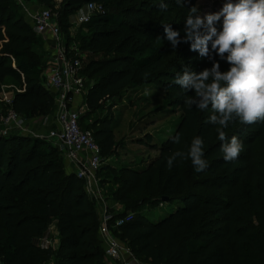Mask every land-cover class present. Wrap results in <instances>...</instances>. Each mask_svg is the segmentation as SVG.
Returning <instances> with one entry per match:
<instances>
[{"label": "trees", "instance_id": "obj_1", "mask_svg": "<svg viewBox=\"0 0 264 264\" xmlns=\"http://www.w3.org/2000/svg\"><path fill=\"white\" fill-rule=\"evenodd\" d=\"M186 1L178 5L176 0H60L53 8V0L36 3L52 8L62 30L87 4L102 5V14L80 25L86 33L79 45L86 62L82 73L93 80L86 92L89 106L118 99L129 90L152 87L170 95V106L180 111L173 132L159 143H153L149 134V141L139 140L157 151L143 167L115 171L101 166L96 174L104 201L116 202L132 215L111 230L119 244L149 264H264V122L242 124L236 119L223 129L227 138L236 136L243 144L239 157L226 162L220 152L218 125L208 120L213 114L210 106L201 111L185 105V97L194 91L175 84L179 72L173 70L176 64L160 41L165 37L163 25L183 29L188 14H177L190 8L193 0ZM162 2L168 8L162 10ZM175 8L179 10L174 13ZM153 13L158 21L163 18L159 15L173 19L155 26L151 21L134 24ZM215 27L221 28L217 22ZM34 42L12 1L0 0V84L11 83L22 90L12 99L14 111L51 105L52 95L43 89L40 70L30 60ZM191 54L190 71L211 68L207 57L196 51ZM212 56L221 71L228 69L225 60L215 53ZM96 126H91L92 138L103 159L108 158L116 146L113 127L106 118ZM177 135L178 144L173 142ZM196 137L203 140L207 167L197 172L190 159L177 158L169 168L167 158L175 151L187 152ZM44 146L36 138L0 136V264H46L51 259L53 264H107L97 217L82 182L56 158L54 148ZM163 205L173 209L156 222L141 213L145 207ZM106 208L109 225L126 215ZM50 221L57 232L54 249L41 243Z\"/></svg>", "mask_w": 264, "mask_h": 264}, {"label": "rangeland", "instance_id": "obj_2", "mask_svg": "<svg viewBox=\"0 0 264 264\" xmlns=\"http://www.w3.org/2000/svg\"><path fill=\"white\" fill-rule=\"evenodd\" d=\"M160 0H150V2H159ZM185 0H183L184 2ZM192 0H187L185 3L191 2ZM170 2V0H169ZM226 0H193L191 3V7L196 6L198 8V14L203 16L205 13H214L218 12L223 3ZM235 2V0H233ZM60 3V0H53V7H57ZM167 5V4H166ZM52 8L43 7L38 5L37 3H30L26 7V11L28 13H35L38 10L45 9L49 10L53 13ZM168 8V5H167ZM189 8V9H190ZM16 9L18 11L19 16L22 19V22L26 24L33 38L35 40L34 44L31 46L32 56L30 60L36 64L37 68L40 70V79L41 85L44 90L49 91L44 85V75L47 72L48 65L50 64V59L52 55V47L49 38L38 34L35 32L34 28L30 24V20L26 16V13H23L17 6ZM189 9L184 12H179L177 14L180 17L181 14L189 13ZM179 8H175L174 13L178 11ZM149 14L151 11H148ZM160 17V20H156L158 15L153 13L152 17L143 16L142 23L133 21L134 24L144 25L145 23H149L151 21L152 25L161 24L162 21H171L172 17ZM70 25L67 29H60L61 35L63 37L64 43L66 46L73 44L76 48L79 49V45L81 43V36H85V31L82 30L80 25H76L73 23V19L70 18ZM220 24L221 22H217ZM166 25V24H165ZM184 29V27H183ZM183 29L181 30V42L179 43V49L176 50L172 48L170 42H168L165 38L161 39V44L165 47V54L172 63L176 64L174 67L175 72H182L184 66L189 67V56L192 55V51H190V42L183 41ZM155 51V49H154ZM189 52L190 55H189ZM85 59L82 61L84 66ZM182 67V69H178ZM84 79V88L82 92L73 97L71 103L72 108L77 110L79 115V126L82 128H86L88 131H91V126L96 128V123L101 118H106L110 126L113 127V135L115 138V149L111 156L103 159L102 166H108L113 170H117L120 167H143L144 164L151 158L157 155L156 150H152L150 146H145L139 143L142 141H149L150 138L153 140V143H159L165 137L166 134L169 135L173 132L176 127L177 121L180 117V111L170 106V95H166L160 89H152V87L139 88L136 91L129 90L127 92L122 93L118 99H107L99 102H95L94 106H89L87 100V89L93 83V80H89L86 78L85 73H82ZM16 86H13L11 83L0 84L1 93L0 95V119L4 116L7 111V104L9 100H12L14 95L17 94L16 90H18ZM22 90L20 89L18 93ZM50 92V91H49ZM51 93V92H50ZM52 95V93H51ZM25 113H22L24 112ZM30 111V110H29ZM15 111L20 125L23 128V133L27 137L38 136L36 138L44 143L45 150L53 148L51 144L45 140L46 133L53 127V119H54V103L51 101V105L49 104H37L32 108V111ZM94 124V125H93ZM150 124V125H149ZM2 133V126L0 120V134ZM146 134L151 135L148 139ZM34 138V137H31ZM264 152V147H262ZM57 159H60L58 155H56ZM63 159L61 158V161ZM64 161V160H63ZM66 164V163H65ZM68 168V166L66 165ZM101 173L100 175H102ZM99 175V176H100ZM99 198L95 196H89L88 199L93 204L94 212L97 217L98 227L100 223V216H102L106 206L108 205L109 212H116L119 214H127L129 211H125V209L117 204L116 202H105L104 201V190L99 188ZM98 199V201H97ZM107 209V208H106ZM173 207L169 205H163L162 207L152 208L145 207L141 210V213L146 217L149 221L156 222L159 219L165 217L167 213L172 211ZM131 214V213H130ZM98 232V230H97ZM44 240L54 241V244L57 240V232L55 229L54 221H50L47 225V231L45 234ZM46 264H53L52 259Z\"/></svg>", "mask_w": 264, "mask_h": 264}, {"label": "clouds", "instance_id": "obj_3", "mask_svg": "<svg viewBox=\"0 0 264 264\" xmlns=\"http://www.w3.org/2000/svg\"><path fill=\"white\" fill-rule=\"evenodd\" d=\"M182 4L183 0H176ZM159 7L167 8L165 3ZM221 22V28L215 27ZM165 39L172 48L181 42V34L170 25H163ZM183 41L190 42V50L212 61L211 68L199 72L190 71L184 66L177 74L175 84L186 92V106H195L204 111L211 108L208 120L216 128L222 142L220 152L226 162L236 160L243 151L242 142L232 136L226 137L224 128L238 119L242 124L264 122V0H226L218 12L198 14V8L189 9L183 29ZM210 45V47H209ZM215 53L225 60L229 67L220 70V64L213 58ZM180 142V136L173 138ZM203 140L196 137L191 141L187 152L175 151L167 158L171 168L177 158L190 159L197 172L207 167L203 158Z\"/></svg>", "mask_w": 264, "mask_h": 264}, {"label": "built area", "instance_id": "obj_4", "mask_svg": "<svg viewBox=\"0 0 264 264\" xmlns=\"http://www.w3.org/2000/svg\"><path fill=\"white\" fill-rule=\"evenodd\" d=\"M30 20L35 32L41 35L47 34L52 47V55L47 72L44 75V85L52 93L54 103L53 127L46 133L45 140L57 151L75 178L82 182L83 191L87 197L98 196L99 187L96 174L103 164L99 147L94 142L91 132L81 130L78 125L79 115L77 110L71 107L73 97L79 95L84 88L82 76L84 54L73 44L66 46L61 35L56 15L49 10L41 9L35 13H28L26 7L36 0H11ZM84 13L76 14L73 23L82 25L91 17L102 14L104 9L100 4L89 3L84 7ZM0 95L4 96L3 93ZM18 93L19 90H16ZM12 100H9L7 111L0 119L2 133L8 135L25 136L19 123L16 112L11 108ZM34 138L38 136L30 135ZM98 201V199H97ZM131 214L118 218L109 225L110 214L106 208L100 216L98 237L103 246L105 258L113 264H149L134 258L128 249L119 244L111 230L131 219ZM41 243L52 248L53 241L41 240Z\"/></svg>", "mask_w": 264, "mask_h": 264}, {"label": "crops", "instance_id": "obj_5", "mask_svg": "<svg viewBox=\"0 0 264 264\" xmlns=\"http://www.w3.org/2000/svg\"><path fill=\"white\" fill-rule=\"evenodd\" d=\"M84 11H85L84 8H82L81 10H79L78 12H76V13L71 17V19H73V17H74L76 14H82V13H84ZM43 36H45L46 38H48L47 34H44ZM53 242H54V241H53ZM56 242H57V240H56ZM56 242H55V244H54V248H55V246H56ZM107 264H113V263L107 260Z\"/></svg>", "mask_w": 264, "mask_h": 264}]
</instances>
